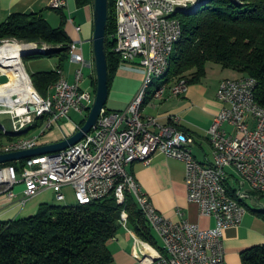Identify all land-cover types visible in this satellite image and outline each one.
<instances>
[{
  "label": "built area",
  "instance_id": "2783aa9c",
  "mask_svg": "<svg viewBox=\"0 0 264 264\" xmlns=\"http://www.w3.org/2000/svg\"><path fill=\"white\" fill-rule=\"evenodd\" d=\"M188 3L116 0V29L112 40L113 50L120 57V62L138 65L144 71L157 70L165 40L171 38L174 31V21L165 22V12ZM48 7L58 11L62 9V1L50 0ZM74 30L78 33L81 27L74 25ZM69 50L73 52V64L78 65L74 82L69 83L65 77L59 76L55 87H50L45 97L33 87L22 60L27 76L22 84L3 89L9 86L12 78L0 72V77L8 78L0 85L2 112L11 111L16 128L33 126V130H39L38 134L21 138L26 139L24 148L9 147L8 141V147L0 149V155L41 146L39 140L60 121L68 119L71 111L83 114L93 105L91 93L80 89L84 79L83 69L89 66L82 54L81 42L74 41ZM246 79V87H235L236 79H226L219 84L216 96L221 109L207 130L213 150V164L210 166L197 165L192 138L171 125H159L155 118L143 120L142 114H134L136 94L124 111L107 112L103 109L96 126L77 144L54 154L31 157L0 167V197L16 200L14 189L22 185L21 205L43 190H52L56 201L63 202V189L70 187L75 201H83L86 205L113 194L117 205L124 206L125 193L129 191L162 243L159 249L137 239L134 249H140V256L135 258L146 259L148 264H227L223 233L230 227L239 226L245 216L239 204L225 192L228 169L237 175L235 189L246 194L247 198L251 192L264 195V111L249 107L253 78ZM187 87L186 79L175 82L170 90L173 96H178ZM166 88L167 85L160 90ZM13 92H21V99H13ZM249 118L253 120L252 126ZM168 120L171 124L179 122L174 115ZM0 125V138H6L8 134L1 120ZM225 126L233 131L228 132ZM149 127H157L158 132H151ZM76 129L78 131L80 127ZM156 154L184 163L187 199L198 206L201 216L215 220L214 227L201 229L186 220L173 223L156 211L127 170L129 165L136 163V155H143V162L138 163L148 165ZM127 221L128 213L123 209L119 221L121 227H126Z\"/></svg>",
  "mask_w": 264,
  "mask_h": 264
},
{
  "label": "trees",
  "instance_id": "16d2710c",
  "mask_svg": "<svg viewBox=\"0 0 264 264\" xmlns=\"http://www.w3.org/2000/svg\"><path fill=\"white\" fill-rule=\"evenodd\" d=\"M115 2L108 0V87L120 64L112 40L116 29ZM75 3L77 8L93 7L94 0H75ZM178 19L182 38L173 50L163 82L157 87L175 84L180 79H187L188 84L197 83L206 76L207 66L215 64L239 74L240 78H253L255 100L264 108V0H206L198 10L181 13ZM5 42L51 48L46 55L23 60L59 58L56 71L30 76L33 87L45 97L59 79L57 71L61 64L69 57L71 41L63 23L52 28L40 14H14L0 24V46ZM39 125L40 122L36 126ZM14 137L6 139L11 141ZM228 194L236 198L234 191L228 189ZM123 209L128 213L127 224L137 236L154 244L151 228L133 195L126 191L124 206H118L112 194L90 205H44L32 217L0 221V264H110L108 243L121 229ZM240 256L242 264H264V244L243 251Z\"/></svg>",
  "mask_w": 264,
  "mask_h": 264
},
{
  "label": "crops",
  "instance_id": "0c3cea01",
  "mask_svg": "<svg viewBox=\"0 0 264 264\" xmlns=\"http://www.w3.org/2000/svg\"><path fill=\"white\" fill-rule=\"evenodd\" d=\"M49 1L0 0V24L14 14H40L52 28H58L63 23L64 30L71 43L74 41L81 42L82 54L89 63V66L83 69L84 79L80 84V89L90 92L94 100L97 77L93 54V7L77 8L75 0H66V8L56 11L49 9ZM69 19H72V22ZM74 25L81 27L80 32H75ZM55 58L57 59L56 67L47 62L36 71L38 73L56 71L59 66V58ZM59 69L69 83L74 82L78 65L73 64L69 57L61 64ZM225 71L230 75L219 80L217 85L206 83V75L199 82L188 84L186 91L178 96H173L170 90L174 83L167 86L164 97L161 100L156 99L153 96V92H149L145 97V103H143L141 109L143 120L155 118L159 125H171L179 132L192 138L193 155L197 162L203 166L213 164V150L207 130L221 109V104L216 96L219 84L223 80L231 79L232 77L236 79L241 77L235 72ZM144 76L145 71L140 66L120 62L110 87H108L109 92L106 104L110 100L111 105L109 107L105 105V110L107 112L124 111L139 91L144 81ZM88 110L83 114L71 111L68 119L63 120L60 126L55 127V131H57L60 137L57 140L43 142L41 146L62 141L64 138L75 134L77 132L76 128H81V123H84L86 120L89 114ZM72 114L73 116H71ZM79 115L83 118L78 122L75 120V117ZM173 115L179 118L177 124L169 123L168 119ZM248 122L251 126L254 124L251 118L248 119ZM225 129L228 132L233 131L228 126H225ZM149 130L153 133L158 132L157 127H149ZM31 131L29 130L25 133H30ZM25 133H22L20 137H29V135H24ZM10 136L15 135L10 134ZM127 170L138 182L143 193L149 198L156 211L173 223L186 220L191 224L198 225L201 229L215 226L213 218L201 216L198 206L188 201L185 186V165L183 162L156 154L150 164L132 163L128 166ZM228 176L229 178L226 182L227 192L229 189L235 193L237 175L232 169H228ZM22 190V185L15 187L14 192L17 198L14 201L4 196L0 197V221H12L32 217L44 205H75L74 192L70 187L63 189L65 197L63 203L56 201L52 190H43L35 197L29 199L24 205H21L19 200L22 198ZM239 201L246 208L245 216L239 226L230 227L223 233V246L227 264H242L240 255L243 251L264 244V195L251 192L249 198ZM151 234L154 244L137 236L133 227L129 224L126 227H121L115 238L108 243V250L112 256L110 264H148L146 259L139 260L135 258L136 252H139L140 249H134V247L138 239L155 248H162L160 239L152 230Z\"/></svg>",
  "mask_w": 264,
  "mask_h": 264
},
{
  "label": "bare ground",
  "instance_id": "6f19581e",
  "mask_svg": "<svg viewBox=\"0 0 264 264\" xmlns=\"http://www.w3.org/2000/svg\"><path fill=\"white\" fill-rule=\"evenodd\" d=\"M62 1V9L66 8L67 1L66 0H59ZM172 2H190L186 4L184 7H176V8H170L165 12V22H173L174 21V31L172 33V37L165 40V48L163 49V54L161 57V60H159V66L158 69L155 71H145V78L142 84V87L138 91L136 95V101L134 103V114H141V109L145 100V97L147 95V92L149 90V87L153 84L154 78L162 79L168 70L169 67V61L170 57L173 53L174 48L179 43V41L182 38V26L181 22L178 19V15L181 13H192L199 9V7L205 3L206 0H171ZM59 9V10H62ZM71 22V19H69ZM35 45V44H32ZM70 45H73V42L70 43ZM37 46V45H36ZM35 50L40 51L41 53H44L45 55L51 48H48L47 46L43 47H25L20 44H10L5 43V45L0 47V72L4 73L7 76H10L11 83L9 86L3 88L6 89L8 87H12L13 85L22 84L27 79V76L25 74V71L21 64V55L23 53H30L34 52ZM69 59L73 63V52L72 50H69ZM58 75L60 77H64L62 72L58 70ZM186 79H180L178 81H183ZM166 85V84H165ZM162 85V86H165ZM161 86V87H162ZM247 86V79L246 77L235 80V87H246ZM51 87H55V84H53ZM161 87H157L156 90L153 93V96L156 97L157 90L158 92V100L163 99L165 90H160ZM255 87H256V81L254 79H251L250 84V100H249V107H251L252 110H259L264 111V108L259 106L257 101L255 100ZM13 99H21V92H13ZM1 115H9L12 120V134L17 136L15 139L9 141V147L12 148H24L26 147V137H20L22 133H25L29 130L33 131V126H22V127H15L14 121L11 115V111H3L0 107V116ZM4 131L8 136H10L9 132L3 125ZM0 132H1V125H0ZM19 135V136H18ZM7 140V141H6ZM5 147H8V139L6 138H0V149H4ZM136 162H143V155H136ZM198 166H203L200 163L197 162ZM225 192H227L226 189V182H225ZM236 198H233L229 195V197L233 198L237 204H239V209H241L244 214L246 213V208L239 202V200H243L247 198L246 194H243L239 189H236V192L234 193ZM63 203V202H62ZM76 205L83 206L86 205L83 201H76ZM146 224H148L150 228V222L148 218H145ZM135 256H140V250L137 251Z\"/></svg>",
  "mask_w": 264,
  "mask_h": 264
},
{
  "label": "water",
  "instance_id": "95a60500",
  "mask_svg": "<svg viewBox=\"0 0 264 264\" xmlns=\"http://www.w3.org/2000/svg\"><path fill=\"white\" fill-rule=\"evenodd\" d=\"M108 21V0H94L93 3V54L95 61L97 87L93 105L81 128L65 140L36 147L34 149L13 152L0 155V165L17 162L31 157L54 154L65 150L80 142L96 126L101 111L106 105L108 98V68L106 59V26ZM45 55L35 50L30 53H23L21 60L25 57Z\"/></svg>",
  "mask_w": 264,
  "mask_h": 264
},
{
  "label": "rangeland",
  "instance_id": "374dc122",
  "mask_svg": "<svg viewBox=\"0 0 264 264\" xmlns=\"http://www.w3.org/2000/svg\"><path fill=\"white\" fill-rule=\"evenodd\" d=\"M5 43H10V42H5ZM22 62H23V66H24L25 71L30 76L35 74V73H38L36 70L39 69L40 66H43L47 62H49L50 64H52L55 67L57 65V59L55 57L49 58L47 56H43V57H40V58H29V59H25V60L22 59ZM206 75H207V78L205 79L206 83H208L210 85H217L219 80H221L223 78H226L230 74H228V72L223 70L218 65L209 64L207 66V74ZM231 79H236V78L232 77ZM239 79H241V78H239ZM153 80H154V82L149 87V92H154L155 89L157 88L158 84H161L163 82V78L162 79L154 78ZM6 81H8V78H6V77L0 78V84L4 83ZM142 84H141L140 88L142 87ZM140 88H139V90H140ZM110 105H111V101L108 100V103L106 104V107H109ZM71 116H73V114ZM82 118L83 117H81V115H79L78 117H75V120L79 122L80 120H82ZM0 120H1V123L7 129V131L10 134H12V131H13V129H12V120H11L10 116L9 115H1L0 116ZM62 123H63V120L60 121L57 124V126L58 125L60 126V124H62ZM38 133H39V130H33L29 134H26V135L32 136V135H35V134H38ZM58 137H60V135L57 133V131H55V128H54V129L50 130L48 133H46V135L39 140V143L41 144L43 142H48L50 140H57ZM74 203L76 205V201L75 200H74ZM60 206H63V205H60ZM71 206H73V205H71Z\"/></svg>",
  "mask_w": 264,
  "mask_h": 264
}]
</instances>
